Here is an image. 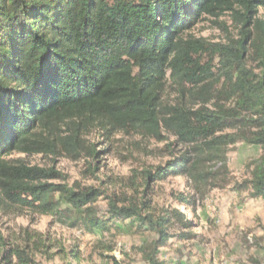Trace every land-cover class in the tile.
Returning a JSON list of instances; mask_svg holds the SVG:
<instances>
[{"label":"trees","instance_id":"1","mask_svg":"<svg viewBox=\"0 0 264 264\" xmlns=\"http://www.w3.org/2000/svg\"><path fill=\"white\" fill-rule=\"evenodd\" d=\"M225 16L237 38L219 22ZM206 21L226 32L227 44L192 34ZM95 131L107 140L173 137L182 149L163 166L135 171V195L69 185L55 164L99 159L89 144ZM239 142L262 150L243 189L264 201V0H0V214L27 211L95 236L155 234L136 251L145 264H165L172 241L196 237L194 222L179 209L156 208L152 189L179 177L200 188L213 175L208 167L225 164L226 148ZM192 197L177 200L190 211ZM54 243L29 228L0 231V264L54 259ZM66 257L78 262L81 253Z\"/></svg>","mask_w":264,"mask_h":264},{"label":"rangeland","instance_id":"2","mask_svg":"<svg viewBox=\"0 0 264 264\" xmlns=\"http://www.w3.org/2000/svg\"><path fill=\"white\" fill-rule=\"evenodd\" d=\"M260 14H263V10ZM219 22L226 23L228 32L237 38L238 31L228 16ZM192 34L211 43L227 44L226 32L211 21L200 24ZM214 64L218 66L217 62ZM249 68L261 74L257 63L250 62ZM220 88L218 86L217 90ZM168 90V94H171L168 100L173 102L176 95L172 88ZM222 104L226 108L234 107L225 102ZM199 107L195 106L196 109ZM207 108L213 110V105L209 104ZM233 133L235 131L227 130L223 134ZM89 142L99 151V159L81 158L74 161L62 158L55 164L56 169L69 185L80 182L83 186L102 187L118 195H135L131 184L135 171L154 170L163 166L171 159V154H178L182 149L176 145L173 137L162 143L124 135H116L112 140H107L100 131L93 132ZM225 154V164L208 167L212 169L213 175L200 188L193 186L187 178L179 177L159 183L152 189L148 198L153 200L156 208L179 209L194 222L192 232L196 237L187 242L172 241L162 251L161 258L165 264H264V201L253 198L249 189H243L245 182L251 178L262 150L239 142L228 146ZM13 159H22L32 166H53V162L42 156L18 155ZM180 196H193L190 211L178 203L177 198ZM9 214H0V231L5 236L29 228L48 236L57 244L50 251L51 255L57 254L54 259L39 255L36 264H112L111 257L123 264H145L136 250L156 239L155 234L151 233L124 230L116 234L115 229L111 234L95 236L81 227L71 229L57 225L51 217L27 211L19 214L11 211ZM170 233H177V230H171ZM75 248L81 253L80 261L65 260L67 253ZM109 248L114 251L110 252Z\"/></svg>","mask_w":264,"mask_h":264}]
</instances>
